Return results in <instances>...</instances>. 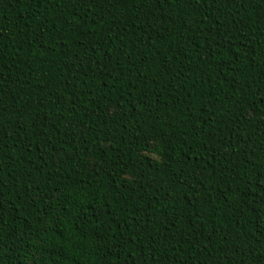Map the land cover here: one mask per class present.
<instances>
[{"label": "trees", "instance_id": "16d2710c", "mask_svg": "<svg viewBox=\"0 0 264 264\" xmlns=\"http://www.w3.org/2000/svg\"><path fill=\"white\" fill-rule=\"evenodd\" d=\"M0 264H264V0H0Z\"/></svg>", "mask_w": 264, "mask_h": 264}]
</instances>
